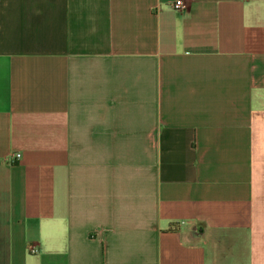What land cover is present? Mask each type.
I'll return each instance as SVG.
<instances>
[{
	"label": "crops",
	"instance_id": "0c3cea01",
	"mask_svg": "<svg viewBox=\"0 0 264 264\" xmlns=\"http://www.w3.org/2000/svg\"><path fill=\"white\" fill-rule=\"evenodd\" d=\"M176 1L0 0V264H264V0Z\"/></svg>",
	"mask_w": 264,
	"mask_h": 264
},
{
	"label": "built area",
	"instance_id": "2783aa9c",
	"mask_svg": "<svg viewBox=\"0 0 264 264\" xmlns=\"http://www.w3.org/2000/svg\"><path fill=\"white\" fill-rule=\"evenodd\" d=\"M173 6H174V8L178 9V8L183 7V3H182L181 0H178V1H176V2L173 4ZM19 157H20V153H18V152L13 153V155H12V161L16 160V159L19 158ZM29 250H30L31 253H38V251H39L38 248L35 247V246H30V247H29Z\"/></svg>",
	"mask_w": 264,
	"mask_h": 264
}]
</instances>
